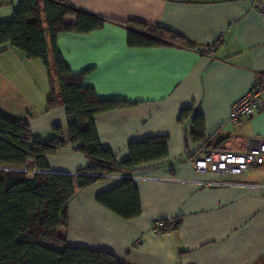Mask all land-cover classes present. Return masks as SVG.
I'll return each mask as SVG.
<instances>
[{"label": "crops", "instance_id": "obj_1", "mask_svg": "<svg viewBox=\"0 0 264 264\" xmlns=\"http://www.w3.org/2000/svg\"><path fill=\"white\" fill-rule=\"evenodd\" d=\"M105 19L89 33L61 32L57 46L75 75L101 100L131 103L95 117L103 147L121 163L129 144L166 137L168 156L127 173L140 192L142 214L126 220L97 196L124 178L104 177L79 189L69 203V227L59 230L71 247L108 251L126 264H264V168L229 176L200 171L193 159L212 149L246 151L264 141V106L239 125L233 104L264 72V15L257 0H68ZM21 0H0V23L10 21ZM75 16L65 23L75 24ZM171 30L196 43L132 47L126 23ZM50 51V63L52 64ZM57 85V84H56ZM52 85L42 61L10 44L0 47V110L28 120L34 134L54 136L70 119L59 104L48 110ZM184 108L194 111L180 121ZM205 117V138L192 139L193 115ZM48 173H85L88 158L74 146L49 155ZM117 175V174H114ZM225 181L233 184H213ZM180 220L169 232L157 221Z\"/></svg>", "mask_w": 264, "mask_h": 264}, {"label": "trees", "instance_id": "obj_2", "mask_svg": "<svg viewBox=\"0 0 264 264\" xmlns=\"http://www.w3.org/2000/svg\"><path fill=\"white\" fill-rule=\"evenodd\" d=\"M67 16H75L76 23L66 24ZM104 23L105 19L76 9L68 0H21L14 18L0 23V47L10 44L29 59L44 63L52 85L48 110L61 103L70 119L66 129L58 127L53 137L43 138L33 133L28 120L12 119L0 110V264H126L108 251L71 247L59 235L60 229L69 227V203L77 190L104 178L98 174H124L140 164L168 156L166 137L130 143V156L121 163L101 144L95 117L131 103L99 99L94 89L84 85L85 73L75 75L66 64L57 46V36L61 32L89 33L102 28ZM126 25L132 47H199L162 27L140 22ZM193 111L184 108L180 121ZM192 121V139L203 140L205 117L197 112ZM68 146H74L88 158L85 173L92 175L47 172L48 156ZM97 201L126 220L142 214L140 192L130 178L100 193ZM170 222L164 221L160 232L180 225L179 219L173 227Z\"/></svg>", "mask_w": 264, "mask_h": 264}, {"label": "built area", "instance_id": "obj_3", "mask_svg": "<svg viewBox=\"0 0 264 264\" xmlns=\"http://www.w3.org/2000/svg\"><path fill=\"white\" fill-rule=\"evenodd\" d=\"M256 9L264 15V0L256 1ZM264 106V72L258 77L254 87L243 97L237 100L231 110L230 122L239 125L242 121L256 115L258 110ZM194 166L200 171H211L223 173L229 176L243 174L251 169L264 168V141L250 144L243 152L224 149H212L203 157L193 159ZM92 175V173H85ZM104 177H126L125 175L98 174ZM213 184H233L232 182L217 181ZM264 189V184L255 185ZM164 227V221H157L154 229L160 232Z\"/></svg>", "mask_w": 264, "mask_h": 264}, {"label": "rangeland", "instance_id": "obj_4", "mask_svg": "<svg viewBox=\"0 0 264 264\" xmlns=\"http://www.w3.org/2000/svg\"><path fill=\"white\" fill-rule=\"evenodd\" d=\"M29 174H30V175H32V174H33L32 170H30Z\"/></svg>", "mask_w": 264, "mask_h": 264}]
</instances>
